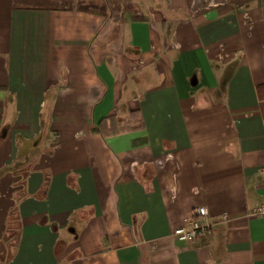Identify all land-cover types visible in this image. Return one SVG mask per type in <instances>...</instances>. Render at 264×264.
Segmentation results:
<instances>
[{
	"label": "crops",
	"instance_id": "0c3cea01",
	"mask_svg": "<svg viewBox=\"0 0 264 264\" xmlns=\"http://www.w3.org/2000/svg\"><path fill=\"white\" fill-rule=\"evenodd\" d=\"M261 204L264 0H0V264H264Z\"/></svg>",
	"mask_w": 264,
	"mask_h": 264
},
{
	"label": "built area",
	"instance_id": "2783aa9c",
	"mask_svg": "<svg viewBox=\"0 0 264 264\" xmlns=\"http://www.w3.org/2000/svg\"><path fill=\"white\" fill-rule=\"evenodd\" d=\"M208 215L209 210L207 207H199L193 215L187 217L183 224L174 230L175 237L184 241H191L204 235L211 226ZM248 215L251 217H264V204L254 207ZM227 218V215H223V219Z\"/></svg>",
	"mask_w": 264,
	"mask_h": 264
}]
</instances>
